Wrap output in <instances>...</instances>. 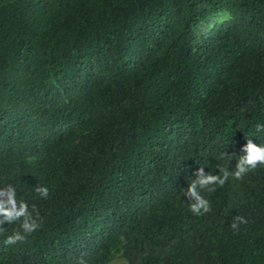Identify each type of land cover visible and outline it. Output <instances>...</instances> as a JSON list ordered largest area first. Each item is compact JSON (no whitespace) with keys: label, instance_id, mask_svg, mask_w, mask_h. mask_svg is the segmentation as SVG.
Instances as JSON below:
<instances>
[{"label":"trees","instance_id":"trees-1","mask_svg":"<svg viewBox=\"0 0 264 264\" xmlns=\"http://www.w3.org/2000/svg\"><path fill=\"white\" fill-rule=\"evenodd\" d=\"M258 125L264 0H0V264H264Z\"/></svg>","mask_w":264,"mask_h":264},{"label":"clouds","instance_id":"clouds-1","mask_svg":"<svg viewBox=\"0 0 264 264\" xmlns=\"http://www.w3.org/2000/svg\"><path fill=\"white\" fill-rule=\"evenodd\" d=\"M264 129V125H258V130ZM243 152L244 156L240 158L238 164H237V171H235L232 175L239 179L243 176L244 173L250 171L251 169L256 168L258 164H264V144H255L252 142L251 139H248L246 143L243 146ZM197 175H198V180L192 182L189 185V188L187 190L186 194H190L194 198V203L190 205L191 211L195 214H199L201 210L203 212H207L209 210V203L206 199H204L203 196L198 195V186L203 187L204 185L210 184L212 182L217 181L216 176L212 175H206L203 172V169H198L197 170ZM228 175L227 170L225 169L222 173V177H226ZM224 183V179L221 178L218 181V184L222 185ZM39 191L41 192L42 195H47V188H40ZM3 191H0V195H3ZM13 197L14 193L9 192L8 193V200L7 204L9 205L8 209H5L3 204L0 203V218L3 220H8L10 221L13 217H18L21 218L23 217L24 214V204L21 203L20 205V210L16 211L15 206L13 204ZM241 222H244L241 218ZM22 227L25 232H32L34 231L38 225L32 221V222H27L24 220V223L22 224ZM232 227L235 229L237 228V224H233ZM23 237L19 234L16 233L13 236L8 237L7 243L13 244L18 240H22Z\"/></svg>","mask_w":264,"mask_h":264},{"label":"rangeland","instance_id":"rangeland-1","mask_svg":"<svg viewBox=\"0 0 264 264\" xmlns=\"http://www.w3.org/2000/svg\"><path fill=\"white\" fill-rule=\"evenodd\" d=\"M109 264H127V262L121 257V253H116Z\"/></svg>","mask_w":264,"mask_h":264}]
</instances>
